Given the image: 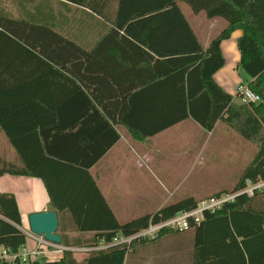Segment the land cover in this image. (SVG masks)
Wrapping results in <instances>:
<instances>
[{
	"label": "trees",
	"instance_id": "16d2710c",
	"mask_svg": "<svg viewBox=\"0 0 264 264\" xmlns=\"http://www.w3.org/2000/svg\"><path fill=\"white\" fill-rule=\"evenodd\" d=\"M66 1L86 6L91 10L90 13L93 11L103 19L101 22L106 29L102 35L118 40L113 44L115 49H118L120 41H127L128 53L135 56V51L141 50L144 52L141 54L151 55L117 29L118 5L122 4V0ZM133 1L135 3L138 0ZM163 2L172 5L177 22L185 26L190 45L175 56L142 59L145 63H151L154 83H166L168 80L174 82L177 112L169 120L153 123L149 129L139 128L128 122L127 125L139 129L146 136L189 117L205 131L215 130V125L219 122L249 142L254 153L243 164L235 182L223 190L209 195L192 194L176 199L152 213H145L125 222L116 220L94 181L87 176L86 180L94 186L96 196L102 202L105 217L96 220L74 217L73 228L83 233L76 236L69 234L71 227H66L61 220L62 245L95 247L101 243L108 244L114 239L137 234L151 222L158 223L180 211L192 210L205 198L235 192L245 188L248 183L264 180V0ZM180 2L188 5L194 14L202 13L207 18L219 17L225 21V25L210 38L205 47L200 46L180 12ZM108 4L112 7L111 10H107ZM131 13L138 15L141 12ZM237 29L241 30V35L237 38V66L246 75L244 82L260 95L259 102L238 104L213 79V74L224 64L221 41L229 38ZM96 45L103 43L100 41ZM94 46L89 49L86 44L76 42L69 34L52 26L38 25L8 12L0 13V132L20 160V164H16L7 157L0 156V175L41 177L53 202L46 176L34 168L40 153H56L47 143V131L42 122L56 119L61 106H64L58 104L60 100L79 99L81 96L82 99H87V91L72 78V73L77 69L78 78L85 84L87 70L94 68V65L96 68L95 62L99 61H94L95 52L100 50ZM114 61L120 64V60ZM140 61V58H132L128 63L131 65ZM30 149L32 153L28 151ZM97 157L99 154L93 159ZM84 171L87 172V169ZM81 206L84 211L92 209L87 202H82ZM56 207L62 209L65 206L59 204ZM70 210L73 215L78 214L74 208L70 207ZM21 226V214L14 195L0 192L2 249L17 253L25 246L27 236ZM162 237H172L173 242H176L166 254L160 252V248H153V243ZM158 246L160 245L156 248ZM75 253L76 251L65 250L60 258L52 260L43 255L26 261L17 257L14 260H2L0 264H264V186L254 189L250 196L246 193L238 194L214 212L204 211L203 219L199 223L189 221L187 229L163 227L155 238H133L129 242L84 251L82 258H77ZM183 253L186 256L181 258Z\"/></svg>",
	"mask_w": 264,
	"mask_h": 264
},
{
	"label": "crops",
	"instance_id": "0c3cea01",
	"mask_svg": "<svg viewBox=\"0 0 264 264\" xmlns=\"http://www.w3.org/2000/svg\"><path fill=\"white\" fill-rule=\"evenodd\" d=\"M178 7L201 47H205L225 25L222 18L194 14L185 3L180 2ZM106 8L112 9L109 4ZM89 10L66 0H0V13L8 12L38 25L52 26L69 34L76 42L86 44L89 49L94 45L100 49L94 55V61L99 60L95 62L97 67L94 65L87 70L85 84L78 78L77 69L72 73V78L87 91V99L81 96L79 99L60 100L58 104L64 106H61L56 119L42 122L47 131V143L56 153H40L34 168L46 176L54 202L41 177L0 175V192L14 195L21 214L20 228L30 233L28 216L33 212L55 211L58 217L56 232L60 236L61 220L66 227H71L69 234L76 236L83 233L73 228L74 217L89 220L105 217L102 202L96 196L94 186L86 180L87 176L94 181L118 222L152 213L168 202L192 195L189 188L193 186V160L215 134L224 136L232 146L238 145L236 149H228L231 160L226 157L225 161L231 167L237 166L238 173L241 169L240 141L235 134L240 135L228 130L223 123L217 122L215 130L205 131L189 117L146 136L139 129L127 125L132 123L149 129L153 123L169 120L177 112L174 82L154 83L151 63L142 59L175 56L190 45L185 26L177 22L172 5L164 4L163 0H138L135 3L122 0L118 5L117 29L151 57L141 54L144 53L141 50L135 51V56L131 52L129 54L127 41H120L118 49H115L113 44L118 40L103 37L106 29L101 22L103 19ZM133 11L141 13L133 15ZM240 35L241 30L237 29L221 41L224 64L213 74V79L232 95L234 102H238L234 90L239 80L232 68L239 59L237 38ZM100 41L103 45H96ZM235 53L238 56L234 60ZM130 58H140L141 61L130 65ZM116 59L120 60L119 65L114 61ZM9 147L7 159L20 164L15 151ZM28 151L32 153L31 149ZM253 153L252 147L251 156ZM98 154L99 157L93 159ZM235 154L239 157L237 164ZM179 188L183 190L178 191ZM82 202L90 203L92 209L84 211ZM59 204L65 207L58 209L56 206ZM69 206L78 214L73 215ZM171 242L172 237H162L153 243V248L160 245V252L166 254L172 247ZM36 243L34 237H26L25 246L20 250L31 251ZM50 255L54 256L52 259L62 256Z\"/></svg>",
	"mask_w": 264,
	"mask_h": 264
},
{
	"label": "built area",
	"instance_id": "2783aa9c",
	"mask_svg": "<svg viewBox=\"0 0 264 264\" xmlns=\"http://www.w3.org/2000/svg\"><path fill=\"white\" fill-rule=\"evenodd\" d=\"M236 97L241 104H246L250 102H259L261 97L259 94L254 92L245 82H240L236 87ZM264 186V180H259L256 183H248V185L238 191L231 193H222L219 196L210 197L204 200H201L198 205L192 210H184L176 213L174 216L163 220L158 223H150L147 228L142 229L137 234L129 236V237H121L114 239L111 243H101L95 247H84V246H65L61 243H55L50 240L45 239L42 235H36L34 233H30L27 230H23V233L29 237L32 236L36 239V247L29 251L26 249L19 250L17 253L8 252L5 249L0 250V262L2 260H14L15 258H20L21 261H26L27 259H36L39 256H46L49 258H54L50 253L54 255H61L65 250L71 251H89L93 249L106 248L110 245H114L116 243L129 242L133 238H155L157 236L158 231L163 228H171L184 230L189 226V221L193 223H199L203 219L204 211L214 212L219 209L222 204L228 201H232L238 194L246 193L247 195H252L254 189L260 188Z\"/></svg>",
	"mask_w": 264,
	"mask_h": 264
},
{
	"label": "rangeland",
	"instance_id": "374dc122",
	"mask_svg": "<svg viewBox=\"0 0 264 264\" xmlns=\"http://www.w3.org/2000/svg\"><path fill=\"white\" fill-rule=\"evenodd\" d=\"M238 55L237 53H235L233 59L235 60ZM238 60L237 62H235V65L232 68L233 73L235 74L236 78L239 80V82L235 85V90H234L235 93H236L237 85L240 82H244L246 79V75L244 71L240 67L237 66ZM229 64H230V61H228V65ZM236 103L241 104L239 101ZM226 128L228 130H231L227 126ZM217 130L220 131V129H217ZM235 136H237V138H239V141H240L239 142L240 143V165L239 166L240 168H242L247 158L251 156L253 146L249 142L245 141L241 136H238L237 134H235ZM226 146H227V155H225ZM237 146L238 145L232 146V142L231 141L229 142V140H226L224 136L220 134L219 135L215 134L213 137L210 138V140H208L205 143L202 150L199 151V153L195 156L193 160V164H192L193 186L189 189L193 195L195 196L196 195L199 196L201 194L209 195V194H212V192L214 193L216 191L223 190L224 187H227L235 182L239 174L236 171L237 166L231 167L230 164H228L225 161V158L227 157L228 160H231V154L228 149L229 148L236 149ZM9 153H10L9 144L6 138L0 132V156L7 157ZM234 159H235V163L237 164L238 159H239V157L237 158V154L234 155ZM215 161H219V162L216 163ZM194 166H195V169H194ZM227 182L229 185H226ZM180 190H183V188L178 189V191ZM187 191H188V188H186V192ZM175 243L176 242H171L170 246L172 247L175 246L174 245ZM158 248H160V246H158L156 250ZM181 255H182L181 258H184V256H186L184 253ZM75 256L77 258H82L84 256V253L76 251ZM178 258H180V256H178Z\"/></svg>",
	"mask_w": 264,
	"mask_h": 264
},
{
	"label": "water",
	"instance_id": "95a60500",
	"mask_svg": "<svg viewBox=\"0 0 264 264\" xmlns=\"http://www.w3.org/2000/svg\"><path fill=\"white\" fill-rule=\"evenodd\" d=\"M29 229L36 235H42L45 239L60 244L62 239L58 234V217L53 210L30 213L28 216Z\"/></svg>",
	"mask_w": 264,
	"mask_h": 264
}]
</instances>
